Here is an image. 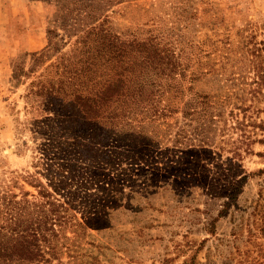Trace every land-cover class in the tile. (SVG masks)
I'll list each match as a JSON object with an SVG mask.
<instances>
[{"label":"rangeland","instance_id":"1","mask_svg":"<svg viewBox=\"0 0 264 264\" xmlns=\"http://www.w3.org/2000/svg\"><path fill=\"white\" fill-rule=\"evenodd\" d=\"M100 23L166 45L179 68L137 75L155 90L134 103L142 132L102 125L87 138L100 153L87 146L86 231L54 264H264V0H0V174L35 171L37 143L17 129L25 94ZM108 147L114 168L96 162Z\"/></svg>","mask_w":264,"mask_h":264},{"label":"trees","instance_id":"2","mask_svg":"<svg viewBox=\"0 0 264 264\" xmlns=\"http://www.w3.org/2000/svg\"><path fill=\"white\" fill-rule=\"evenodd\" d=\"M101 24L79 34L71 50L46 65L25 94L31 115L17 129H28L37 143L32 147L36 169L0 174V264H54L61 255L76 256L74 241L86 231L76 211L86 206L81 192L93 178L87 146L94 156L100 153L98 145H87V138H94L102 125L115 129L126 124L133 133L142 132L134 121H140L143 109L134 103L155 97V90L137 75L155 71L173 77L179 68L166 45L151 38L125 41ZM171 110L156 107L149 118ZM102 154L97 164L114 168L119 151L108 147Z\"/></svg>","mask_w":264,"mask_h":264}]
</instances>
